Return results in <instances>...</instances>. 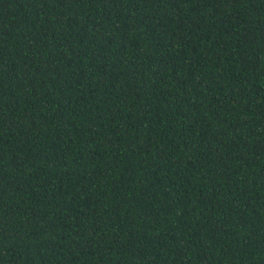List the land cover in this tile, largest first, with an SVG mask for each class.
<instances>
[{
    "label": "trees",
    "instance_id": "1",
    "mask_svg": "<svg viewBox=\"0 0 264 264\" xmlns=\"http://www.w3.org/2000/svg\"><path fill=\"white\" fill-rule=\"evenodd\" d=\"M0 264H264V0H0Z\"/></svg>",
    "mask_w": 264,
    "mask_h": 264
}]
</instances>
